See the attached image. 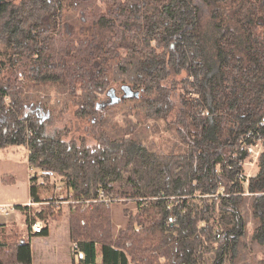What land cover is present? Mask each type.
Wrapping results in <instances>:
<instances>
[{
  "label": "trees",
  "instance_id": "16d2710c",
  "mask_svg": "<svg viewBox=\"0 0 264 264\" xmlns=\"http://www.w3.org/2000/svg\"><path fill=\"white\" fill-rule=\"evenodd\" d=\"M8 146L36 208L0 225V264H32L64 205L72 264H264V0H0Z\"/></svg>",
  "mask_w": 264,
  "mask_h": 264
},
{
  "label": "rangeland",
  "instance_id": "374dc122",
  "mask_svg": "<svg viewBox=\"0 0 264 264\" xmlns=\"http://www.w3.org/2000/svg\"><path fill=\"white\" fill-rule=\"evenodd\" d=\"M120 97V94L116 95ZM101 103L107 107L109 105L110 99L105 96L101 99ZM43 116V115H42ZM44 117V116H43ZM86 126V125H85ZM85 130V129H84ZM90 130V128L88 129ZM83 131V130H80ZM26 147L23 146H8L0 148V152H6L11 150H16L18 152L19 163H25L26 161ZM254 155H251L243 163V173L249 178L253 177L257 171L256 162H254ZM253 159V160H252ZM30 174L33 172L30 170ZM27 178V174H26ZM111 215L114 228L116 229L119 225H124L126 223V217L123 214V206L119 203L111 204ZM69 210L66 205L63 206V213L58 219L52 220L49 225L50 237L47 239L48 244L43 243L44 237L33 236L30 240L31 242V254H32V264H72L73 261L77 262L76 253L72 251V246L69 238ZM4 220H9L11 217H3ZM122 221V222H119ZM25 231V229H24ZM28 235V234H27Z\"/></svg>",
  "mask_w": 264,
  "mask_h": 264
},
{
  "label": "crops",
  "instance_id": "0c3cea01",
  "mask_svg": "<svg viewBox=\"0 0 264 264\" xmlns=\"http://www.w3.org/2000/svg\"><path fill=\"white\" fill-rule=\"evenodd\" d=\"M26 161L25 163H19L18 152L16 150L0 152V225H10L16 224L20 227L24 236L27 235L26 225H25V216L18 209H15L17 206L26 207L27 204L31 201L30 198V166L28 163V150L25 148ZM27 174V178H26ZM9 175L15 178V183L13 185H3L1 182V177ZM7 206L9 208L8 214L5 215L2 212L1 207ZM36 208V206H33ZM3 217H11L9 220H4ZM54 221L52 220V223ZM119 222H122L119 220ZM51 223V221H50ZM49 223V225H50ZM124 225H119L115 230L118 231ZM25 229V231H24ZM49 235L45 237L43 243L48 244L47 239Z\"/></svg>",
  "mask_w": 264,
  "mask_h": 264
},
{
  "label": "built area",
  "instance_id": "2783aa9c",
  "mask_svg": "<svg viewBox=\"0 0 264 264\" xmlns=\"http://www.w3.org/2000/svg\"><path fill=\"white\" fill-rule=\"evenodd\" d=\"M260 151H261V144L260 143H257L256 145L254 146H249L247 148V152H248V155L251 156V155H254V157L258 158L259 154H260ZM256 158L254 159V162L256 160ZM253 160V159H252ZM239 178L241 180H243L244 182V185L245 187H247L248 185V179L249 177L248 176H245V174H242V175H239ZM57 190H59V188H57ZM102 198V196H100ZM104 199V198H103ZM112 200L110 199H106V202L107 203H111ZM33 206H36L35 203H33L32 201H30L28 204H27V208L30 209L32 208ZM2 209V212L7 215L8 214V211H9V208H7V206H2L1 207ZM43 229V224L42 222H36L34 224H31L30 225V230H31V234L35 235V234H40L41 231ZM77 250V244H73L72 245V251L75 252Z\"/></svg>",
  "mask_w": 264,
  "mask_h": 264
},
{
  "label": "water",
  "instance_id": "95a60500",
  "mask_svg": "<svg viewBox=\"0 0 264 264\" xmlns=\"http://www.w3.org/2000/svg\"><path fill=\"white\" fill-rule=\"evenodd\" d=\"M112 95H113V98H111L109 105L118 104L119 102H123L126 99L125 96L117 97L115 94H112ZM103 106H105V105H103Z\"/></svg>",
  "mask_w": 264,
  "mask_h": 264
},
{
  "label": "flooded vegetation",
  "instance_id": "af4514ba",
  "mask_svg": "<svg viewBox=\"0 0 264 264\" xmlns=\"http://www.w3.org/2000/svg\"><path fill=\"white\" fill-rule=\"evenodd\" d=\"M112 94H115L116 95V91L114 90H110L106 93V96L111 100V98H113V95Z\"/></svg>",
  "mask_w": 264,
  "mask_h": 264
}]
</instances>
